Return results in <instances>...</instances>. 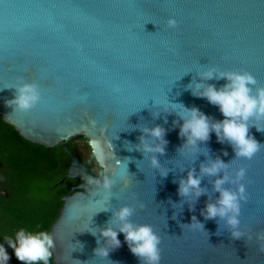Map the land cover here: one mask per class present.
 <instances>
[{
    "label": "water",
    "instance_id": "95a60500",
    "mask_svg": "<svg viewBox=\"0 0 264 264\" xmlns=\"http://www.w3.org/2000/svg\"><path fill=\"white\" fill-rule=\"evenodd\" d=\"M170 18L178 22L175 29L167 27ZM213 67L248 71L264 86V0H0V119L32 145L47 150L63 145L69 158L66 178L78 181L61 198L48 230L56 244L51 264H140L123 234L108 259L95 257L98 237L90 233L109 220L111 212L104 209L137 203L144 208L136 207L131 219L152 225L161 237L160 264H264L255 239L264 231V148L251 161L234 160L231 146L218 143L212 133L190 156L187 148L179 150L184 140L172 124L178 118L161 112L162 106L180 111L173 105L179 103L222 120L216 106L187 88ZM21 81L35 82L41 91L39 104L26 114L5 105ZM207 83L220 87L226 81ZM156 112L160 118L153 119ZM154 125L166 129L165 155L158 157L169 171L166 178L135 151L141 133L133 129ZM250 133L264 144V133L254 127ZM80 137L112 141L131 178L128 187L117 180L113 192L119 199H106L85 185L83 177L97 176L98 167H87L65 145ZM216 156L234 161L233 169H247L243 183L249 199L240 220L252 240H233L222 221L204 220L200 212L207 196L193 201L194 211L180 203L178 180ZM211 179L204 178L201 186L215 199ZM193 215L204 230L185 225Z\"/></svg>",
    "mask_w": 264,
    "mask_h": 264
},
{
    "label": "clouds",
    "instance_id": "9594fccd",
    "mask_svg": "<svg viewBox=\"0 0 264 264\" xmlns=\"http://www.w3.org/2000/svg\"><path fill=\"white\" fill-rule=\"evenodd\" d=\"M166 24L170 29L178 26V22L172 18L168 19ZM221 79L226 83L220 87L207 83ZM191 84L187 88L192 95L216 106L223 119L214 120L195 106L188 108L183 104L173 103L180 106V111H170L167 106H162L161 112L168 115L175 114L178 118L173 120L172 124L173 128L179 126V136L184 140L179 150L187 148L188 154L193 156L200 145L206 144L210 140V135L215 133L218 143H227L231 146L235 155L234 160L251 161L264 148V144L258 142L250 133L253 127L257 132L264 133V126H262L264 125V86H258V81L248 71H219L214 67L199 75V82L195 83L194 88L190 86ZM11 89H14V98L6 100L5 105L11 108L12 112L29 113L41 100L40 86L35 82L21 81ZM161 112L153 113V119L160 118ZM165 123H167L166 118ZM137 129L141 135L137 138L139 143L136 144L135 151L141 153L143 159L148 160L149 167L157 170L160 177L166 178L169 171L162 167L158 159L159 156L165 155L168 144L164 138L166 129L160 125H154L133 130ZM87 148L99 171L95 177L85 175L83 177L85 185L94 186L100 193L106 194V199H119V193L113 192L117 180L122 181L124 187H128L131 184V178L129 171L124 170L126 167L124 162L115 155L112 141L100 137L90 138L87 140ZM227 155L228 152L224 151L223 156ZM125 159L129 160V158ZM109 161H115L114 165ZM233 162L225 163L220 156H216L202 162L199 171L196 167L189 168L186 177L178 180V196L181 198L180 203L192 205L189 211H194L193 201L196 203L201 196H207L205 206L200 212L204 220L222 221L231 239L245 242V240L253 239L250 229L242 230L240 220L241 206L249 199L243 183L247 169L243 166L233 169ZM184 171L181 170V173ZM206 177L212 178L211 192L218 194L215 199L209 194L207 188L201 186ZM225 185H235V188L225 187ZM96 203L100 204L101 201ZM136 207L143 210L144 205L137 203ZM136 207L124 205L114 211L104 209L103 212H111L109 220L103 227H96L97 232H90L94 237H98L97 247L93 250L95 257L102 260L108 259L110 252L121 246L118 235L123 234L129 251L140 264H160L161 237L152 225L136 224L132 221ZM185 225L204 230V224L195 215L191 217V223ZM255 239L259 243V250L264 252V231L255 233ZM5 241L22 264H50L56 247L53 234L47 230L29 231L20 228L14 238L6 236ZM79 245L82 250L83 245L80 243ZM9 259L4 245H0V264H8Z\"/></svg>",
    "mask_w": 264,
    "mask_h": 264
},
{
    "label": "flooded vegetation",
    "instance_id": "af4514ba",
    "mask_svg": "<svg viewBox=\"0 0 264 264\" xmlns=\"http://www.w3.org/2000/svg\"><path fill=\"white\" fill-rule=\"evenodd\" d=\"M65 145L67 146L68 151L72 155L78 157L87 167L91 168L96 164L91 158L90 150L87 148L86 139L81 137L76 138ZM62 148L63 145H60L55 149H48V152L43 153L32 144L14 141L9 129L0 125V245H4L10 258L13 256L14 252L13 249L7 245L4 232L5 228L12 224L10 216L5 210L9 209V207L15 202L27 207H32L35 206V204H41L42 200H44V197L41 198L40 196H37L32 188H30V185H32L33 182V177L31 175H29L31 177H28L26 181L24 179L23 182L25 185L21 190L15 192L12 189L16 173V157L17 159L19 158V165L23 168L24 173L26 172L29 174L32 169H38L40 170L39 172L43 173L42 176L47 178L48 176L44 173L47 170L48 158L55 164H59L60 167L65 166L67 169L69 158ZM73 181L74 180L66 178L65 172V174L59 177L56 181L49 182L46 189L48 201L43 202L44 207H47L49 212H51L57 204L59 211L61 207V198L69 193L71 187L78 184H73ZM9 237L14 238V236L10 235Z\"/></svg>",
    "mask_w": 264,
    "mask_h": 264
},
{
    "label": "trees",
    "instance_id": "16d2710c",
    "mask_svg": "<svg viewBox=\"0 0 264 264\" xmlns=\"http://www.w3.org/2000/svg\"><path fill=\"white\" fill-rule=\"evenodd\" d=\"M0 125L9 129L11 136L13 137L14 141L24 142L26 144H30L24 140H22L18 134L11 128L4 125L0 119ZM37 149L41 152L46 153L48 152L47 149L34 145ZM60 153V152H58ZM57 156V155H56ZM19 159V158H18ZM16 157V173L14 176V183L12 189L17 192L21 190L25 183L23 182L27 180L28 177H33L32 188L33 192L36 193L37 196L41 198L44 197L41 204H35V206L27 207L25 205L19 204L15 202L9 209L5 210L6 213L10 216V221L12 225L5 228L4 235L8 236H15V233L20 228H25L29 231H39V230H49L50 225L55 220L57 213H58V204L51 210L48 211L47 207H44L43 202L48 201L46 195V189L49 185V182L56 181L59 177L63 176L66 172V168L60 167L59 164H55L51 159H47V170L44 174L48 177H43L40 170L32 169V171L27 174L23 172V168L19 165V160ZM61 168V169H60ZM28 175V176H26ZM31 175V176H29ZM78 183V181L74 180L73 184ZM8 264H22V262L18 261L15 257V254L9 259ZM51 264V261H50Z\"/></svg>",
    "mask_w": 264,
    "mask_h": 264
}]
</instances>
